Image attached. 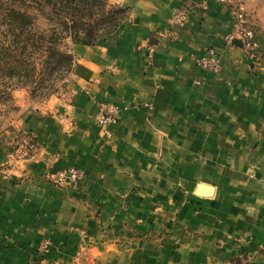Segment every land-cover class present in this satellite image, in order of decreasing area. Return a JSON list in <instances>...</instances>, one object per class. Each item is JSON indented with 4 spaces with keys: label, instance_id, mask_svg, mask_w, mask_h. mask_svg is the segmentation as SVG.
Masks as SVG:
<instances>
[{
    "label": "crops",
    "instance_id": "crops-1",
    "mask_svg": "<svg viewBox=\"0 0 264 264\" xmlns=\"http://www.w3.org/2000/svg\"><path fill=\"white\" fill-rule=\"evenodd\" d=\"M111 1L126 22L73 45L69 98L22 118L33 155L0 145V264H264V0ZM237 13L254 58L225 39ZM208 49L217 75L195 65ZM104 102L121 112L101 129ZM70 167L76 186L46 180Z\"/></svg>",
    "mask_w": 264,
    "mask_h": 264
},
{
    "label": "rangeland",
    "instance_id": "rangeland-1",
    "mask_svg": "<svg viewBox=\"0 0 264 264\" xmlns=\"http://www.w3.org/2000/svg\"><path fill=\"white\" fill-rule=\"evenodd\" d=\"M91 2L95 6L91 12L93 16L101 12L99 4L114 6L111 0ZM4 4L14 9L23 8L34 18L32 25L18 36V31L12 30L8 21L0 15V145H9L14 148L13 153L25 159L19 148L21 140L31 132L20 131L21 120L28 113L40 112L48 105L55 106L58 101L69 98L75 73L74 44L57 24L56 18L48 19V7L44 6L43 11H38L33 6L29 9L23 5L20 7L12 0H5ZM106 33L101 29L95 31L96 43H108L114 32L111 35ZM53 49L69 55L71 64L65 59L57 61V56L51 55ZM43 240L49 241L48 250L43 252L38 247V252L50 254L52 242L50 239Z\"/></svg>",
    "mask_w": 264,
    "mask_h": 264
},
{
    "label": "trees",
    "instance_id": "trees-1",
    "mask_svg": "<svg viewBox=\"0 0 264 264\" xmlns=\"http://www.w3.org/2000/svg\"><path fill=\"white\" fill-rule=\"evenodd\" d=\"M5 0H0V15L8 21L12 30L18 31V36L23 34L25 28L32 25L33 16H29L27 10L20 8L6 7ZM92 0H12L25 8H32L43 11L44 6L50 9L48 19L56 18L57 24L68 34L72 44L92 46L97 42L95 31L104 30L105 35L115 32L122 22L126 20L127 10L121 7L99 4L101 12L97 16L91 13L95 7ZM107 1V0H106ZM31 3V4H30ZM57 11V13L55 12ZM86 12V13H85ZM51 17V18H50ZM51 21V20H50ZM48 49H51L50 47ZM53 57L57 56V61L65 59L71 64L69 55L60 51L52 50Z\"/></svg>",
    "mask_w": 264,
    "mask_h": 264
},
{
    "label": "built area",
    "instance_id": "built-area-1",
    "mask_svg": "<svg viewBox=\"0 0 264 264\" xmlns=\"http://www.w3.org/2000/svg\"><path fill=\"white\" fill-rule=\"evenodd\" d=\"M224 3L226 0H217ZM204 7V6H203ZM189 9L182 8L176 14H174L169 20L170 28L163 33L164 37L171 38L175 35V29L182 27L186 24L188 18ZM236 25L231 32L226 35L225 39L228 43L238 40L241 43L244 52L251 58H254L259 50V43L256 39V33L252 27L247 23L242 13H237ZM153 52V49H149V54ZM196 67L210 74L217 75L220 72V66L218 58L212 49H208L201 57L195 60ZM201 81H196L195 84L199 85ZM121 110L114 104L101 103L98 106L97 113L94 117L95 124L102 128L109 125H116L120 120ZM36 134L34 132L29 133L21 140L19 151L22 156L26 158L33 155L35 148ZM85 177L84 171L76 167H70L57 172H49L46 174V180L54 187L59 188L64 186L65 183H70L76 186L77 183L82 181ZM50 243L48 240L40 242L39 249L43 252H47Z\"/></svg>",
    "mask_w": 264,
    "mask_h": 264
},
{
    "label": "water",
    "instance_id": "water-1",
    "mask_svg": "<svg viewBox=\"0 0 264 264\" xmlns=\"http://www.w3.org/2000/svg\"><path fill=\"white\" fill-rule=\"evenodd\" d=\"M233 42H234V44L241 46V43L238 40H234Z\"/></svg>",
    "mask_w": 264,
    "mask_h": 264
}]
</instances>
